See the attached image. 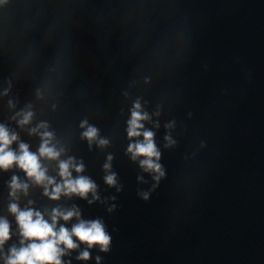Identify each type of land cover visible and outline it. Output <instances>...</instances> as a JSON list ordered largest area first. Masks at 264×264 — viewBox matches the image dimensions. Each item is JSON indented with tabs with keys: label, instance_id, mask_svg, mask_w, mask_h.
Instances as JSON below:
<instances>
[{
	"label": "water",
	"instance_id": "obj_1",
	"mask_svg": "<svg viewBox=\"0 0 264 264\" xmlns=\"http://www.w3.org/2000/svg\"><path fill=\"white\" fill-rule=\"evenodd\" d=\"M137 101L160 172L127 151L143 141L127 134ZM0 125L18 137L12 150L37 155L51 132L61 155L41 158L47 175L62 183L59 162L74 158L72 178L98 197L52 200L19 167L0 169V264L23 239L12 203L49 223L53 209L78 211L57 230L102 222L108 250L73 236L62 264H264V0H0ZM13 176L26 193L11 195Z\"/></svg>",
	"mask_w": 264,
	"mask_h": 264
},
{
	"label": "clouds",
	"instance_id": "obj_2",
	"mask_svg": "<svg viewBox=\"0 0 264 264\" xmlns=\"http://www.w3.org/2000/svg\"><path fill=\"white\" fill-rule=\"evenodd\" d=\"M6 94L7 92H5ZM9 106H14L11 101H9ZM17 115L22 117L17 121L20 126L28 124L32 118L31 112L18 113ZM148 119V114L141 111L139 101L135 102L131 110V119L128 121L127 134L130 139L143 136V141L130 143L127 151L131 154L133 160L137 159V157H144L140 165L146 171L160 172L161 166L154 162V158L159 160L160 156L153 140L154 133L149 130H143L144 124L142 121ZM86 124L87 121L82 122L81 127L84 128ZM40 128L46 129L47 125H38L37 128L31 129L30 134L37 133ZM39 134L42 142L38 155L31 152L29 146L23 142L19 143V151L16 152L10 146L18 140L17 135L10 133L6 126L0 125V169L8 170L13 165L19 167L34 183L43 185L44 195L49 196L52 200H58L61 194H76L81 198H86L89 193H93L94 199L98 198L95 196L96 185L89 178L84 176L72 178V169L77 173L83 171V164H76L74 158L69 157L67 160L59 162L58 174L62 178V183H56L54 178L47 175V169L41 164V158L57 160L61 155V151L51 144L53 139L51 132L45 130ZM82 136L91 143L96 140L98 129L88 126ZM166 139L168 138L166 137ZM98 143L99 146L103 147L108 144V141L100 139ZM111 159V156H109L108 160L111 161ZM104 167L108 170L110 163H106ZM105 180L109 185H114L115 174L107 175ZM50 186L51 192H49ZM10 188L12 189L11 195L15 196L17 191L26 193L28 185L21 183L16 176H13ZM142 195L144 199H147L146 193ZM9 211L15 215L20 235L23 239L20 241L21 247L19 249L16 247L10 249V254L7 256L5 264H62L61 257L65 254V249L71 250L77 247L73 241V236L80 242L86 243L89 247L99 245L101 251L108 250L111 238L99 220L80 221L72 227L71 231L64 226H60L57 230L56 225L59 219L68 221L73 216H79L78 211L75 209L70 211L53 209L51 223L45 220L39 211L31 208L21 210L16 203L9 205ZM9 239L10 225L6 219L0 218V247ZM25 241H30V243L25 246ZM79 258L87 260L89 253L85 251Z\"/></svg>",
	"mask_w": 264,
	"mask_h": 264
}]
</instances>
